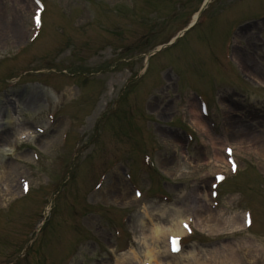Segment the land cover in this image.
Listing matches in <instances>:
<instances>
[{"label":"rangeland","instance_id":"374dc122","mask_svg":"<svg viewBox=\"0 0 264 264\" xmlns=\"http://www.w3.org/2000/svg\"><path fill=\"white\" fill-rule=\"evenodd\" d=\"M40 1L0 0V264H115L166 205L184 254L264 264V0Z\"/></svg>","mask_w":264,"mask_h":264},{"label":"bare ground","instance_id":"6f19581e","mask_svg":"<svg viewBox=\"0 0 264 264\" xmlns=\"http://www.w3.org/2000/svg\"><path fill=\"white\" fill-rule=\"evenodd\" d=\"M196 17V15H193V19ZM1 24V23H0ZM195 107L191 106V109L193 112H195ZM202 117V116H201ZM194 118V120H196ZM196 122V121H194ZM200 128V127H199ZM2 137V134H0V138ZM215 161H223L224 157L221 152L217 151L214 154ZM118 179L113 180L112 182V188H115L116 185L119 183L117 182ZM193 202H195V206H191L194 210L195 214V222L194 224L197 227H200L201 229H206L211 232H216L218 225V222L213 221L208 223L206 222L207 218L205 216L200 215V209L196 203H198V199L195 197H191ZM167 206V205H166ZM163 206L158 210L156 213L153 211H148L146 208H144L143 213L144 217H146L150 224L147 223V234H144V231H141L142 233V242L141 245H143V250L139 249H128L127 252H124L122 254L116 255L115 264H133L134 261L137 263H140L141 261L149 262L150 264H209L208 262L211 261L210 264H238L236 262V256L232 250V248H222V249H214L213 251H206L204 255H201L199 251H188L184 254L183 249H180L179 252L176 254H172L168 250V237L170 236H181L185 234V219L181 216V210L179 208H175L174 212L168 211L166 216L169 217L168 224L161 225L159 217H162L165 215V209ZM158 218V220L156 219ZM155 219V220H153ZM238 220V219H237ZM142 219H140V222ZM162 222V221H161ZM236 222L235 220L232 221L234 224ZM243 222V219L241 220ZM239 221H237V225L234 226V228H240ZM241 225V223H240ZM242 226V225H241ZM210 227V229H208ZM148 235L149 239H146V236ZM251 243V242H250ZM255 248L258 247V244L254 245ZM162 247V248H161ZM262 250V248H261ZM264 250V247H263ZM260 253V251H259ZM208 255V256H206ZM168 257H173L174 262H171ZM105 262L102 260V264ZM96 264V263H94Z\"/></svg>","mask_w":264,"mask_h":264},{"label":"snow or ice","instance_id":"6c2138e0","mask_svg":"<svg viewBox=\"0 0 264 264\" xmlns=\"http://www.w3.org/2000/svg\"><path fill=\"white\" fill-rule=\"evenodd\" d=\"M35 3L38 5L40 3V0H35ZM33 19L37 24H39L40 20L38 16H34ZM227 151L231 152V149H227ZM137 195H139V193H137ZM173 240H175V238H173Z\"/></svg>","mask_w":264,"mask_h":264}]
</instances>
